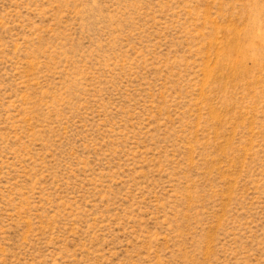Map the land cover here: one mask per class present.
Returning <instances> with one entry per match:
<instances>
[{
	"label": "rangeland",
	"instance_id": "rangeland-1",
	"mask_svg": "<svg viewBox=\"0 0 264 264\" xmlns=\"http://www.w3.org/2000/svg\"><path fill=\"white\" fill-rule=\"evenodd\" d=\"M0 264H264V0H0Z\"/></svg>",
	"mask_w": 264,
	"mask_h": 264
}]
</instances>
